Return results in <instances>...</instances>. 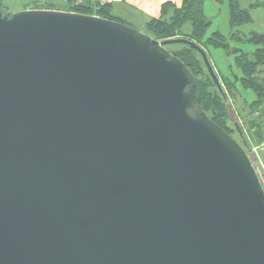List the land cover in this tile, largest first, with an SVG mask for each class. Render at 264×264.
<instances>
[{
    "label": "water",
    "instance_id": "obj_1",
    "mask_svg": "<svg viewBox=\"0 0 264 264\" xmlns=\"http://www.w3.org/2000/svg\"><path fill=\"white\" fill-rule=\"evenodd\" d=\"M173 44L229 106L189 38L0 9V264H264V176Z\"/></svg>",
    "mask_w": 264,
    "mask_h": 264
},
{
    "label": "trees",
    "instance_id": "obj_2",
    "mask_svg": "<svg viewBox=\"0 0 264 264\" xmlns=\"http://www.w3.org/2000/svg\"><path fill=\"white\" fill-rule=\"evenodd\" d=\"M206 1L208 0H182L181 7L173 8V10L171 6L172 4L170 2L166 3L162 7L161 16L159 18L149 19L144 27H142L143 29L141 28L142 30H139L158 40L186 37L197 42L205 49L208 48V46H214L217 48H224L228 53L233 52L235 54L236 64L241 69V75L232 71V75L235 79L234 81L236 84H240L244 91L251 90L256 94V99L250 104L257 109L264 102V79L259 77L260 74H264V33H252L249 40L256 45V49L253 52H244L240 48L231 49L227 38L219 31H216L208 38H205L206 31L211 24V21L205 13ZM217 1L220 2L221 0ZM228 1L230 25L233 30L232 35L237 37L236 28L252 21L253 19L250 9L241 7L239 0ZM66 3H68V6L65 8H61L60 4H55L53 7L66 11L98 15L126 23L111 13V3L96 5L91 0H89L84 6H74L70 2ZM260 6L264 7V3L257 2L253 4L251 8H258ZM0 9H2L1 6ZM187 23H190L189 32H185V26ZM182 33L187 34V36H181ZM180 45L183 46V49L180 52H171L177 55L195 75L197 80V102L207 111L216 124L232 135L233 129L228 125L227 121L229 115L226 103L219 93L208 70H206L207 67L202 56L194 48L184 44ZM229 76H223L227 85L232 83L229 82Z\"/></svg>",
    "mask_w": 264,
    "mask_h": 264
},
{
    "label": "rangeland",
    "instance_id": "obj_3",
    "mask_svg": "<svg viewBox=\"0 0 264 264\" xmlns=\"http://www.w3.org/2000/svg\"><path fill=\"white\" fill-rule=\"evenodd\" d=\"M29 1L0 0V6L8 12H17L28 6L27 2ZM257 2L264 3V0H239L241 7L250 9L253 20L237 27V37H234L230 25L229 1L221 0L218 2L216 0H208L205 4V13L211 24L206 31L205 38L219 31L227 38L231 49L240 48L244 52H253L256 49V45L249 40L252 33H264V7L251 8ZM138 29H141V27ZM189 30L190 23H187L185 32H189ZM181 36H187V34L182 33ZM167 47L170 51L174 52H180L183 49V46L180 44L168 45ZM205 50L228 96L230 108L226 104L229 115L227 121L228 125L233 129L232 135L242 142L234 123L236 120L251 146L256 168L259 174L264 176V102L260 107L255 109L250 103L256 99V94L251 90L244 91L240 84L235 83L232 71L241 75V69L236 64L233 52L228 53L226 49L214 46H208ZM224 75H231L229 76V82H232L234 85L232 83L227 85L225 79H223ZM259 77L264 79V74H260Z\"/></svg>",
    "mask_w": 264,
    "mask_h": 264
},
{
    "label": "crops",
    "instance_id": "obj_4",
    "mask_svg": "<svg viewBox=\"0 0 264 264\" xmlns=\"http://www.w3.org/2000/svg\"><path fill=\"white\" fill-rule=\"evenodd\" d=\"M169 2L172 4V10L182 5V0H111L109 3H111V13L115 17L125 21L129 25L142 28L149 19L159 18L162 14L163 5ZM27 3L28 6L24 9L31 8V1ZM58 4H60L61 8L68 6V3L65 1H59Z\"/></svg>",
    "mask_w": 264,
    "mask_h": 264
},
{
    "label": "built area",
    "instance_id": "obj_5",
    "mask_svg": "<svg viewBox=\"0 0 264 264\" xmlns=\"http://www.w3.org/2000/svg\"><path fill=\"white\" fill-rule=\"evenodd\" d=\"M30 1H31L30 9H56L53 7V5L58 4L59 1L70 2L74 6H84L89 0H30ZM91 1L96 5H104L109 3L111 0H91ZM57 10H61V9H57Z\"/></svg>",
    "mask_w": 264,
    "mask_h": 264
}]
</instances>
